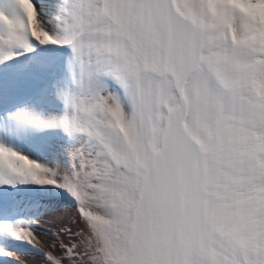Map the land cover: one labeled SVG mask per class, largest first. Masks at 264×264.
I'll use <instances>...</instances> for the list:
<instances>
[{
  "label": "snow or ice",
  "instance_id": "6c2138e0",
  "mask_svg": "<svg viewBox=\"0 0 264 264\" xmlns=\"http://www.w3.org/2000/svg\"><path fill=\"white\" fill-rule=\"evenodd\" d=\"M49 8L51 28L34 0H0V64L24 49L27 69H58L61 105L0 109V264H26L19 241L43 250L17 181L76 202L44 264H264V0ZM21 120L65 134L67 175L11 145Z\"/></svg>",
  "mask_w": 264,
  "mask_h": 264
},
{
  "label": "rangeland",
  "instance_id": "374dc122",
  "mask_svg": "<svg viewBox=\"0 0 264 264\" xmlns=\"http://www.w3.org/2000/svg\"><path fill=\"white\" fill-rule=\"evenodd\" d=\"M48 24L49 23H47V25ZM47 27L50 28L49 26ZM17 52L18 55L14 56L11 60L6 62L8 65L11 66V68L4 69V65L0 64V69H3L2 78L4 83L6 82L11 86L10 94L17 95L16 93H18L19 96L21 92L26 95L29 94V98L25 103L19 106H14L13 108L11 107V109H8L9 111L8 110L5 111L4 114L7 115L8 112H15L17 109H25L28 113H30L33 116L39 117L41 119H46L51 114L59 112L61 109V105L54 96L51 87V81L53 80L55 74L58 72V69L53 68L52 70L46 73H40L29 70L25 66L27 63L26 58L29 57L31 53L26 52L24 49H18ZM17 70L23 72V75H21L18 79H12L11 77H13L12 76L13 73ZM20 122L21 124H23V129L21 131V134L16 139L9 141L11 145L16 150L20 151L23 155L27 156L29 159L39 162L46 170H51L52 172H55L57 174V179H59L64 175H67L71 170V163L64 151V147L66 144L65 134L60 129L39 128L32 124L27 123V121L25 120H21ZM46 143L48 144V146L53 145L56 147L58 153L60 154V158L62 160H65V165H60L61 167L57 166V164L54 163V161H52L50 158L44 159L42 158L43 156L41 154L35 153L36 151L35 148L42 149L44 148V146L45 147L47 146ZM42 151H44V149ZM45 174L48 173L46 172ZM9 187H12L14 190H18L22 192L37 191V192L48 193L47 195L53 194V195L66 197L67 199H63L62 197L61 199L60 197L55 199L59 200V202L61 201V204L70 205L71 206L70 209L73 208L77 216L76 202L74 198L71 196L69 192H67L62 188H57L53 185L22 184L19 183L18 181L9 185ZM38 212H40V210L37 211L36 213ZM21 216L22 214H20L18 218ZM58 216L60 215L58 214ZM66 218L69 217L66 216L61 221V226L64 225L65 223H69L74 220L73 218H71L69 222H66L67 221ZM19 219L26 221V219L23 216ZM61 239L66 240L67 237L62 235ZM45 250H51L50 245H48V248H46ZM41 256L44 261L43 252H41Z\"/></svg>",
  "mask_w": 264,
  "mask_h": 264
},
{
  "label": "bare ground",
  "instance_id": "6f19581e",
  "mask_svg": "<svg viewBox=\"0 0 264 264\" xmlns=\"http://www.w3.org/2000/svg\"><path fill=\"white\" fill-rule=\"evenodd\" d=\"M35 2L41 6L42 22L43 23L45 22L44 24L46 25V27L49 26L51 28V24L49 23V21L52 18V12L51 9L49 8V5L53 2V0H35ZM46 22L49 24L47 25ZM11 78L13 79V77ZM4 85H5L4 89L0 90V109L7 111L8 109H11V107L13 108L14 106H19L28 100L29 94L26 95L20 92L19 96L18 93H16L17 95H15L14 93H13L14 95H12L10 94L11 86L6 82L4 83ZM46 145L47 146L46 147L44 146V148L42 149L35 148L36 149L35 153L41 154L43 156L42 158L44 159L50 158L52 161H54V163L57 164V166L65 165V160H62L60 158V154L58 153L56 147L53 145L48 146L47 143ZM43 149L44 151H42ZM19 192H20V199L22 195L23 196L30 194L34 195L33 197L34 201L31 200L28 202L29 204L27 206H23L20 214H22V216L26 219V221L29 222V225L32 227L33 231L35 232L40 245L43 246V250H41L40 247H33L32 245L28 244L26 241H19L16 242V248L18 250V254L22 256L26 264H44L43 258L41 256V252H43L46 248H48V245H50L51 247L52 243L56 241L57 237L55 234L57 230L61 227V221L66 216L69 217L66 218L67 219L66 222H69L71 218L77 220L78 216H76L75 210L73 208L70 209L71 208L70 205L61 204V201L59 202V200L55 199L59 197L61 199L62 196L53 195V194L47 195L48 193L37 192V191L36 192L19 191ZM62 198L67 199L66 197H62ZM39 210L40 212L36 213ZM58 214L60 216H58ZM34 220L38 222L31 223Z\"/></svg>",
  "mask_w": 264,
  "mask_h": 264
},
{
  "label": "water",
  "instance_id": "95a60500",
  "mask_svg": "<svg viewBox=\"0 0 264 264\" xmlns=\"http://www.w3.org/2000/svg\"><path fill=\"white\" fill-rule=\"evenodd\" d=\"M34 195L30 194V195H22L21 200L23 201V204L21 206V208L19 209V215L21 212V209L23 208V206H27L29 203V201L33 200L34 201ZM26 211V210H25Z\"/></svg>",
  "mask_w": 264,
  "mask_h": 264
}]
</instances>
